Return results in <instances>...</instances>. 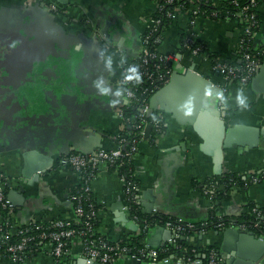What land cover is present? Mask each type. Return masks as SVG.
Wrapping results in <instances>:
<instances>
[{
  "label": "crops",
  "instance_id": "0c3cea01",
  "mask_svg": "<svg viewBox=\"0 0 264 264\" xmlns=\"http://www.w3.org/2000/svg\"><path fill=\"white\" fill-rule=\"evenodd\" d=\"M64 7V13L56 14L43 4L0 0V174L11 181L8 196L23 184L25 152L35 151L53 160L52 168L40 175L39 182L25 185L24 200L19 198L18 205L12 201L18 224L30 217L45 224L71 217L70 197L81 177L69 168L59 167L57 161L69 150L86 153L115 147L122 125L118 112L127 104L118 85L120 68L125 60L139 56L141 39L156 8L152 0H68ZM259 11L264 15L263 6ZM189 22L188 14L180 15L165 28L160 51L177 55V69H193L217 86L211 97L206 95V88H210L206 86L199 101L213 112L225 107L230 126L264 128V92H255L252 83L245 89L234 82L226 84L210 63L180 52V36ZM194 32L217 58H238L242 29L237 20L198 19ZM253 45L264 49V25ZM192 84L184 81L181 87L190 91L194 89ZM218 85L227 88L222 91ZM241 88L250 102L248 110L236 104V93ZM221 92L227 97L226 106L215 100ZM158 111L164 112L160 107L154 112ZM164 113L168 116L166 132L155 137L154 144L150 133L134 159L139 182L137 199L143 214L202 223L213 209L203 193L204 183L228 173H236L246 182L231 188L215 203L218 217L238 218L253 205L264 210V181L248 185L250 175L264 168V136L257 148L226 150L222 173L217 175L213 157L202 151L203 140L193 125L180 124V120L187 121L185 117ZM91 187L98 207L97 233L111 243L137 236L138 223L126 209L128 201L119 175L103 166ZM149 191L150 196L154 195L153 203L142 200ZM160 227L165 231L156 237L158 249L154 250H163L173 237L162 224L150 231L155 233ZM217 232L210 229L188 241L194 247L215 244L220 250L224 239ZM148 236L144 241L147 246ZM168 259L171 264L179 261L175 256ZM92 260L75 241L62 264H97ZM0 264L11 263L0 260ZM23 264H54V260L48 246H42ZM112 264L137 263L125 256ZM142 264L165 261L146 259Z\"/></svg>",
  "mask_w": 264,
  "mask_h": 264
},
{
  "label": "built area",
  "instance_id": "2783aa9c",
  "mask_svg": "<svg viewBox=\"0 0 264 264\" xmlns=\"http://www.w3.org/2000/svg\"><path fill=\"white\" fill-rule=\"evenodd\" d=\"M29 3L43 4L49 11L56 14L64 13L65 7L56 0H27ZM155 3V13L151 17L148 29L141 40V49L138 59L125 60L121 65L120 77L118 85L121 88L127 104H133L138 101L134 87L144 86V92L151 98L158 90L166 86L176 69V64L179 61L176 54L166 55L160 51L162 44L161 36L159 35L162 28V19L157 17L166 16L168 19L175 20L180 15H189V27L191 33L185 39L182 45L186 55L191 59H202L211 64L214 72L218 73L225 80V83L238 81L240 87L247 88L259 69L264 66V61L258 59L250 50V44L257 35L256 28L260 27L261 20L259 17L260 1L261 0H246L241 3L239 0H232L235 7V12L232 17H224V19L237 20L242 29V36L238 44V57L243 64L238 66L236 59L226 60L221 58H213L202 52L203 46L197 45V40H200L199 35L194 32V26L198 19H210L211 17L201 16V10L195 5L188 6L185 12L181 9L184 4H178L180 0H152ZM203 1V0H199ZM178 4L173 10L164 11L166 6ZM258 12V13H257ZM214 18L218 19V14H214ZM221 20V19H218ZM141 75L142 83H137L134 79L129 80L128 77L133 75L132 70ZM215 86V85H214ZM224 85H218L222 91L227 88ZM217 87V86H216ZM150 110V99L143 100L139 106L137 113L131 118L125 117L123 109L118 112L122 119V125L119 131L125 129L126 123H132L133 128L137 130L134 133L135 138L128 141L122 135L115 137L116 145L111 149H97L90 152H78L69 150L62 154L57 161L59 167L71 169L80 177L84 178V183L81 188L71 194V203L75 204L72 210V215L67 219H55L49 224L40 222L35 217H30L23 224L16 222V210L12 202L9 200L5 190L11 184V181L3 174H0V207L5 214V218L0 215V260H8L11 264H23L33 255V245L40 243V247L35 249L37 252L42 246H48L49 255L53 258L54 264H62L63 259L70 253L73 242L81 245L86 255L89 258L96 260L97 264H112L114 261L122 257L137 258L138 260L151 259L153 262L167 261L168 258L161 259L160 250L149 248L144 243V248L138 253L133 252V249L122 245L120 240L116 243H109L103 237L96 236V230L92 222V218L97 216L95 204L92 202V181L98 176L101 167L109 170L115 168L116 172L124 184V194L127 198V211L132 215L136 222H139V217L132 211V204H139L137 192L139 190L135 181L127 178V174L122 173V169L126 162L134 161L135 156L140 152L141 143L145 141V129L147 125L152 124L155 130V137L163 133L164 125L167 126V115L164 112H156V120L153 123L148 120V112ZM154 113V112H153ZM152 113V114H153ZM137 124H134L136 123ZM122 173V174H120ZM136 176V174H135ZM132 178V175H131ZM135 179V177H134ZM264 181V168L250 175L249 186L262 183ZM207 194V192H206ZM88 203V205H87ZM87 205V207H86ZM247 210V209H246ZM244 211L242 214H244ZM254 221L250 225L242 222L239 223L237 218L219 217L222 222L216 226L224 231L226 221L228 227H236L242 231L254 232V229L260 231L259 236H264L262 218L264 210L256 205H253L251 210ZM241 214L238 215V217ZM82 224L83 226H81ZM187 222L176 219H169L162 225L172 231L173 237L170 244H176L177 239L189 237L193 235L203 236L208 228V223ZM148 227L138 229V235L141 231H146ZM19 239L13 241L14 238ZM198 249L200 251H198ZM164 248L162 251H167ZM208 251L207 264H225L215 248H209V245L195 246L193 253ZM199 253L196 257H179V262L189 264L199 261ZM207 257V256H206ZM204 264V263H203Z\"/></svg>",
  "mask_w": 264,
  "mask_h": 264
},
{
  "label": "water",
  "instance_id": "95a60500",
  "mask_svg": "<svg viewBox=\"0 0 264 264\" xmlns=\"http://www.w3.org/2000/svg\"><path fill=\"white\" fill-rule=\"evenodd\" d=\"M57 1L63 6L68 4V0ZM102 33L109 38L108 32L103 30ZM184 81L185 83L193 81L194 89L189 91L186 87H181V83ZM206 86L210 87L206 88V90H211V93L217 92V88L209 80L196 74L193 69L183 70L176 67L170 82L151 97L148 116H151L155 109L160 107L164 112H169L177 117H185L184 119L187 121L180 120V124L190 123L193 125L194 131L203 140L202 151L213 157L216 168L215 173L221 175L226 150L248 151L259 147L262 141L261 137L264 136V128L245 124L230 126L225 107H222L219 112H213L199 101L200 93L204 96L202 92ZM252 88L257 93L264 92V66L259 69L252 80ZM190 97L193 99L190 100ZM186 102L188 103L186 104ZM181 106L185 107L182 108ZM188 109L191 110V115L183 114V111L185 112ZM151 130L152 125H147L145 138L149 137ZM181 146L183 147V145ZM23 158V184H20L18 190L12 191L8 196L9 200L17 205L19 198L24 200L25 185L27 183L34 185V183L39 182L40 175L47 174V171L52 168L53 161L51 157L41 156L35 151L25 152ZM150 194V191L147 194L145 193L142 200L147 199L153 203L154 195L150 196ZM262 225L264 227V217L262 218ZM164 231V227H160L155 233L149 231L147 238L148 247L157 248L158 246L155 244L156 237ZM220 233L223 235L224 240L219 250V255L225 264H264V236H259L251 231H242L236 227H229L224 231L217 232V234ZM169 234L171 236L172 231H169ZM181 239L185 240L186 238L183 236ZM204 258L205 255L199 256V261L189 264H203ZM132 260L137 264H142L143 262V260H138L137 258H132ZM92 261L94 262V260ZM165 264H171V260H167ZM177 264L183 263L179 262Z\"/></svg>",
  "mask_w": 264,
  "mask_h": 264
},
{
  "label": "trees",
  "instance_id": "16d2710c",
  "mask_svg": "<svg viewBox=\"0 0 264 264\" xmlns=\"http://www.w3.org/2000/svg\"><path fill=\"white\" fill-rule=\"evenodd\" d=\"M239 1L241 3H244L246 0H239ZM178 4H184V6L181 9L182 12H185L187 7L191 6V5H195L196 7H199V9L201 10V16L200 17H203V18L205 16H208V17H211L212 19H216V18H214V14H218V19H222L224 17H232L234 12H235V7L232 4V0H203V1L180 0V2ZM178 4L170 5V6L168 5L165 7L166 9H164V11L173 10ZM261 6L264 7V0L260 1V7ZM159 15L160 14H157V17L161 18L162 22H163V25H162V28L160 30L159 35L161 36V40L163 41L164 40L163 32H164L165 28L170 27L174 21L171 19H168L164 15H162V16H159ZM258 18L261 20V22H260V27L255 29V31L257 33L262 29V27L264 25V15H261L259 12ZM190 33H191V30H190V27H188V29H186L180 36V42H181L180 52L182 54L185 53V50L183 49L182 45L184 44L185 39L189 36ZM142 39H143V37H142ZM253 43H254V39L252 40V42L250 44V48H251L250 51L258 59H260L261 61H264V49L258 50L256 48H254ZM196 44L202 45L203 46L202 52L208 54L211 59L218 57V55L216 53H214L209 48V45L205 41H202L200 39V40H197ZM138 57H136L134 60L138 59ZM235 61L238 64V66H241L243 64L242 60H240L239 57L236 58ZM234 83H238V81L235 80ZM134 90L136 92V96H137L138 101H134L133 104L128 103L125 105V107H123V112H124L125 117H129V118L131 117L132 118L137 113L138 108L142 104L143 100L151 99V98H149L150 95H148L144 92V86L134 87ZM154 115L156 116V112H154L151 116H148L149 122L153 123V121L156 120V118L155 119L152 118ZM134 124H137V122ZM166 130H167V126L164 125L163 132L165 133ZM136 132H137V130H135L133 128L132 123H126L125 129L123 131H121L119 135L124 136L125 138H127L128 141L129 140L132 141L135 138L134 133H136ZM155 134H156V132L152 128L151 136H150V140H151L152 144H154L153 142H155ZM114 169L115 168H111L110 171H114ZM122 173L127 174V178H129L132 181H135L138 188H139V182H138V178H137V174H136L137 171H136L135 164H134L133 160H132V162L131 161L126 162L125 166L122 169ZM122 173H120V174H122ZM135 174H136V176H135ZM131 175H132V178H131ZM134 177H135V179H134ZM245 182L246 181H244V180L242 181L241 176L236 174V173H228V174H225L223 176H215V177H212V178L206 180V182L204 183V184H206V186H204L202 188V190H203L204 195L209 197V199L213 203V209L211 210V212L209 214V218L204 221V222L208 223L207 230L214 229L215 231H222V230H220V228H218L216 226L218 223H220L222 221L217 215V211H216L217 209L215 208V203L217 201L221 200V198H223L224 195L228 191H230L231 188H233L234 186H237V185L244 186L243 184H245ZM83 183H84V178L81 177L80 185H78L76 187L74 192L77 189L81 188ZM248 184H249V182H248ZM9 189H10V186L7 187V189L5 190L7 196L9 193ZM206 192H207V194H206ZM92 202L95 204V207L98 210V207L95 203L93 196H92ZM72 205H73V209H74L75 204L72 203ZM87 205H88V203H87ZM87 205H86V207H87ZM252 208H253V206H249L247 208L246 212L244 214H241L237 218V221L239 223L244 222V223L250 225V223L252 221H254V219H255V216H253V214L251 213ZM132 211H133V213H136L139 217V222H137L139 229L140 228L143 229L144 227H148V228L146 229V231H141V233L137 236L123 238L122 239L123 240L122 245H125V246L129 247L130 249H133V252L138 253L139 250L144 248L145 238H146L148 232L151 230V228L155 227L158 224H163L164 222L169 220L170 217L160 216L158 214L153 215V216L143 214L140 204H138V205L132 204ZM96 213H98V212L96 211ZM5 214L6 213H4L0 207V215L3 218H5ZM97 216L92 218V222L94 224L95 230H97L96 228L98 225V217ZM171 219H173V218H171ZM80 225L83 226L82 224H80ZM198 225H200V224H198ZM225 225L226 226L223 229H226L228 227L227 221H226ZM263 229H264V227H263ZM253 231L255 234L260 233V231H258L257 229H254ZM96 236L102 237V236H100V234L97 233V231H96ZM18 239L19 238L16 237L13 239V241H16ZM106 241H108V240H106ZM109 243H111V242H109ZM111 244H113V243H111ZM40 246H41L40 243H36L35 245H33V247H32V249H33L32 254L33 255H31V256H34L37 253V251L35 249L39 248ZM166 248H168L167 251L160 250V256L159 257L161 259L169 258L171 256H175L178 258L182 257V256L194 258L200 253L201 256L205 255V258L203 259V263L207 264V262H208V251L198 252V254L193 253L192 250L194 249V246L190 245L189 241H187V240H182L181 238H179V239H177V243L175 245L169 244V245H167ZM209 248H215L219 253V247L217 245H215V244L209 245ZM198 251H200V250L198 249Z\"/></svg>",
  "mask_w": 264,
  "mask_h": 264
},
{
  "label": "clouds",
  "instance_id": "9594fccd",
  "mask_svg": "<svg viewBox=\"0 0 264 264\" xmlns=\"http://www.w3.org/2000/svg\"><path fill=\"white\" fill-rule=\"evenodd\" d=\"M133 75L129 76L128 79L129 80H135L137 83H142L143 80L141 78V75L136 73L135 70H132ZM206 95H208L209 97L212 96L211 90H208ZM190 100L193 99L192 97L189 98ZM236 104L237 107L241 110H248L250 107V102L248 100V97L245 95L244 90L238 89L237 93H236ZM215 100L219 101L221 104H224L225 106L227 105V97H225V95L223 94V92L217 94V96L215 97ZM188 102H186L187 104ZM182 108H184L185 106H181ZM186 115H191V110L188 109L185 111ZM153 119H155V115L152 117Z\"/></svg>",
  "mask_w": 264,
  "mask_h": 264
}]
</instances>
